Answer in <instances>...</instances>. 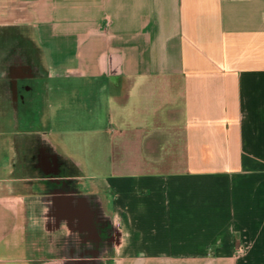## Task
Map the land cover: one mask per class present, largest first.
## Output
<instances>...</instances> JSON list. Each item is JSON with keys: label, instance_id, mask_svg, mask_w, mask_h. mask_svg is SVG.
Returning <instances> with one entry per match:
<instances>
[{"label": "crops", "instance_id": "1", "mask_svg": "<svg viewBox=\"0 0 264 264\" xmlns=\"http://www.w3.org/2000/svg\"><path fill=\"white\" fill-rule=\"evenodd\" d=\"M2 25L28 32L51 126L115 113L128 153L93 172L41 119L73 165L28 182L5 136L0 264H264V0H0Z\"/></svg>", "mask_w": 264, "mask_h": 264}, {"label": "rangeland", "instance_id": "2", "mask_svg": "<svg viewBox=\"0 0 264 264\" xmlns=\"http://www.w3.org/2000/svg\"><path fill=\"white\" fill-rule=\"evenodd\" d=\"M51 86L52 82L48 79L28 32L19 26L13 28L0 26V101L6 102L7 108L10 107V110L0 111V142L2 143L0 150L3 151L5 148L4 137L11 138L10 152L14 177L28 182L33 178L41 177L49 183L64 182V177H61L64 173L63 167L68 166L70 162L64 161L57 152L48 133L41 127V119L48 124V130L60 149L62 144L68 146L69 151L87 161L93 172L101 171L106 167L103 158L109 149H115L112 155L119 159V162L123 161V157L128 152L123 148L116 149L118 143L115 142V136L118 123L115 120V113L108 125L110 128L107 135L101 131L90 135L82 128L68 127L66 130L51 126L54 114L50 107L51 102L47 98ZM96 111L98 112L96 116L102 117L106 122L104 124H107L110 112L104 109V106H97ZM4 120L8 126L6 131L3 126ZM91 137L93 143H86V138ZM129 138L131 139V135ZM8 141L7 139V144ZM131 147L130 145L129 149ZM111 162L110 164L116 167L115 160ZM137 162L131 160L129 166L135 170L149 168L148 165H140ZM72 163L70 165H73ZM75 163L78 169L83 166L81 160H76ZM163 163H168V160L162 161L158 166L163 167Z\"/></svg>", "mask_w": 264, "mask_h": 264}]
</instances>
